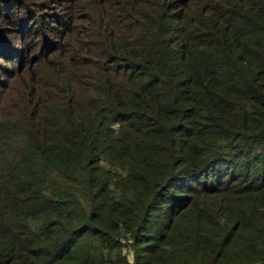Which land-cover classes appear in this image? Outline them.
<instances>
[{
  "label": "trees",
  "instance_id": "1",
  "mask_svg": "<svg viewBox=\"0 0 264 264\" xmlns=\"http://www.w3.org/2000/svg\"><path fill=\"white\" fill-rule=\"evenodd\" d=\"M97 5L31 66L46 0H0V264H264V0Z\"/></svg>",
  "mask_w": 264,
  "mask_h": 264
},
{
  "label": "rangeland",
  "instance_id": "2",
  "mask_svg": "<svg viewBox=\"0 0 264 264\" xmlns=\"http://www.w3.org/2000/svg\"><path fill=\"white\" fill-rule=\"evenodd\" d=\"M36 1L44 2L45 0ZM97 1L100 0H46V7L44 9L40 7L36 8L37 10L35 9L37 13H43L44 16H41V18L43 20L42 24L46 25L45 28L39 26L37 21H31L28 26L29 31L25 32V35L22 34V40L20 37H18L16 32L8 33L7 36L12 40L13 44L16 46H29L32 42L36 43L33 47L34 51L31 53L33 56L37 57V61L31 64V66H34L37 62L40 61V58H44L47 52L52 49L55 50L58 44H60L64 36L59 37L58 34L54 36L52 28L58 27L61 29L62 26L60 25H64V22L67 18H69L67 21L68 26H66L68 28L67 33L71 34L74 38L76 37V33L79 34L81 32L82 28H84L83 26L86 23H90L85 17L87 16L88 11L91 17L92 27L95 28V24H97L98 22V13L96 11L99 10ZM52 20H54L56 23L53 24ZM39 27L43 28V31H41ZM96 31H98L97 28ZM77 39H79V37ZM27 57L28 56H25V58L23 57L25 59V64L30 63L29 58ZM14 60L15 62H17L16 58ZM24 70L25 68H22V71L20 72H12L10 74L11 76L9 77L8 75H6L9 70L6 71L0 68V120L8 117H15L12 121L16 123H21V121H18V115L21 112V110L19 109L20 103L18 101V94L20 93L22 88V83H20V79L22 76H24ZM4 80H7V85L5 86L2 85V81ZM20 100H22V98H20ZM22 114L24 115V113ZM22 128L23 124H21V129ZM227 200H229V197H227ZM203 202V199H198L196 203L197 205H202ZM209 202L210 201L207 200L206 204H209ZM119 242L121 253L125 255V258L127 259V264H131L133 259V248L131 246V240L125 239L123 238V236H120Z\"/></svg>",
  "mask_w": 264,
  "mask_h": 264
}]
</instances>
